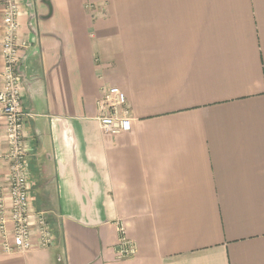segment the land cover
Wrapping results in <instances>:
<instances>
[{
	"label": "crops",
	"instance_id": "crops-1",
	"mask_svg": "<svg viewBox=\"0 0 264 264\" xmlns=\"http://www.w3.org/2000/svg\"><path fill=\"white\" fill-rule=\"evenodd\" d=\"M18 1L30 183L55 243L0 242V264H264V0ZM110 87L129 133L102 131Z\"/></svg>",
	"mask_w": 264,
	"mask_h": 264
},
{
	"label": "built area",
	"instance_id": "built-area-1",
	"mask_svg": "<svg viewBox=\"0 0 264 264\" xmlns=\"http://www.w3.org/2000/svg\"><path fill=\"white\" fill-rule=\"evenodd\" d=\"M0 7L3 11L0 123L5 139V147L0 151V242L6 254H15L31 251L35 242L39 248L49 249L55 243V231L50 214L36 208L30 183L26 124L31 115L23 107L25 87L20 65L21 51L26 45L19 43L21 6L18 0H0ZM99 104L104 107L99 121L105 134L131 131L127 97L120 88L104 90ZM121 233L119 258L134 257L136 245L126 238L123 229Z\"/></svg>",
	"mask_w": 264,
	"mask_h": 264
}]
</instances>
